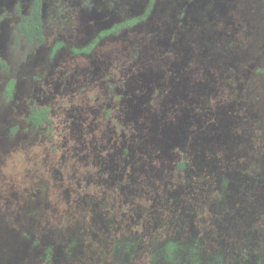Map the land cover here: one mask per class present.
<instances>
[{"label":"rangeland","instance_id":"obj_1","mask_svg":"<svg viewBox=\"0 0 264 264\" xmlns=\"http://www.w3.org/2000/svg\"><path fill=\"white\" fill-rule=\"evenodd\" d=\"M148 2L44 0L23 57L30 0H0V264H163L169 241L264 260V0H155L71 51Z\"/></svg>","mask_w":264,"mask_h":264},{"label":"trees","instance_id":"obj_2","mask_svg":"<svg viewBox=\"0 0 264 264\" xmlns=\"http://www.w3.org/2000/svg\"><path fill=\"white\" fill-rule=\"evenodd\" d=\"M91 1L84 0L85 6H89ZM43 3L44 0H30V4L24 13L19 5L14 9L16 22L11 33L10 48L13 52L20 53L23 57L29 56L37 47L44 43ZM154 3L155 0H149L145 10L140 15L113 24L111 27L99 32L87 45L72 48L71 51L76 55H88L105 38L131 30L135 26L144 23L149 18ZM62 46V43H56L52 47L51 54H54ZM1 64L5 66L3 63ZM14 89L15 80L10 79L2 93V98L5 102L11 100ZM47 116L48 111L46 109H34L29 115L28 122L34 125H41L47 119ZM161 258L163 264H204L198 243L185 247L178 242L169 241L163 246ZM256 264H264V260L258 261Z\"/></svg>","mask_w":264,"mask_h":264}]
</instances>
